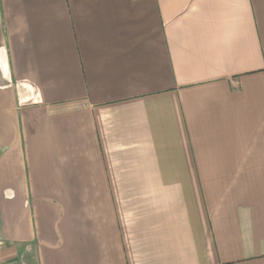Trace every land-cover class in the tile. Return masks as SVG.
<instances>
[{"label": "crops", "instance_id": "0c3cea01", "mask_svg": "<svg viewBox=\"0 0 264 264\" xmlns=\"http://www.w3.org/2000/svg\"><path fill=\"white\" fill-rule=\"evenodd\" d=\"M0 261L264 264V0H0Z\"/></svg>", "mask_w": 264, "mask_h": 264}, {"label": "built area", "instance_id": "2783aa9c", "mask_svg": "<svg viewBox=\"0 0 264 264\" xmlns=\"http://www.w3.org/2000/svg\"><path fill=\"white\" fill-rule=\"evenodd\" d=\"M0 264H5L4 262L0 261Z\"/></svg>", "mask_w": 264, "mask_h": 264}]
</instances>
